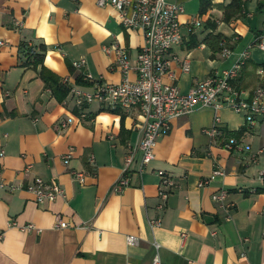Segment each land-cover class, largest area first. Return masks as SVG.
Here are the masks:
<instances>
[{
	"label": "crops",
	"instance_id": "1",
	"mask_svg": "<svg viewBox=\"0 0 264 264\" xmlns=\"http://www.w3.org/2000/svg\"><path fill=\"white\" fill-rule=\"evenodd\" d=\"M167 1L182 5L181 40L165 56L173 78L163 76V82L185 92L208 73L230 67L246 49L231 85L245 98L255 87L264 90V74L256 73L264 69V49L255 46L264 28V0ZM191 19L200 25L189 33ZM13 20L20 21L18 29ZM209 32L221 35L219 47L227 55L202 42ZM142 40L140 30L123 28L115 10L95 0H0V180L24 187L39 177L56 182L65 195L36 204L23 188L0 187V264H152L155 254L165 264H264V180L258 176L264 170V116L249 124L221 106L215 111L218 132L209 137L202 129L214 111L196 107L169 122L141 171L131 165L127 187L110 191L126 146L136 142L139 112L106 110L92 101L79 116L68 88L90 90L84 72L91 80L117 83L114 54L102 47H124L132 63ZM20 42L44 46L41 64H20ZM79 58L85 64L74 69L70 62ZM183 58L186 72L179 68ZM40 65L60 83L67 78L60 101L37 74ZM128 76L134 78L133 71ZM60 117L70 122L58 129ZM228 137L237 140V149L223 147ZM215 167L223 174L198 187ZM158 169L176 183L162 210L156 209ZM70 170L81 171L82 181ZM219 188L227 191L224 207L210 199ZM54 215L67 226L56 227ZM152 218L159 224L149 227ZM9 220L38 231H19ZM127 234L136 236L135 245L126 244Z\"/></svg>",
	"mask_w": 264,
	"mask_h": 264
},
{
	"label": "built area",
	"instance_id": "2",
	"mask_svg": "<svg viewBox=\"0 0 264 264\" xmlns=\"http://www.w3.org/2000/svg\"><path fill=\"white\" fill-rule=\"evenodd\" d=\"M97 6L110 5L116 12L120 25L125 29H138L142 33V44L134 54L133 62H130L126 49L116 43L103 46L104 52L112 51L115 64L120 72V80L117 83H109L101 80H91L87 73L82 74V79L90 82L92 88L84 90L77 86H70L68 93L72 98L75 107L78 108L79 116H83V108L88 103L95 101L103 109L127 111L135 108L141 117L137 127V139L134 144H128L125 148L120 175L113 181L110 191L119 193L129 184L128 172L133 163H136L137 170L141 169L154 157V146L159 136L169 128V122L181 115L193 111L196 107H210L215 111L225 106L234 113L243 115L245 122L252 123L255 118L264 116V90L258 86L252 89L248 97H243V91L233 88L231 80L236 76L238 70L247 57L245 49L240 53L236 61L228 68L221 71H212L204 78L194 82L185 92H180L177 86L171 82H163V76L173 78L167 70V58L169 50L180 43L178 14L182 11V5L167 0H95ZM200 25L197 19H191L186 23L189 33L193 32ZM20 21L13 20L12 27L18 29ZM1 43V42H0ZM255 46L264 49V28L257 36ZM220 54L227 55L228 49L221 46ZM177 60V59H175ZM84 58L70 62L74 69L84 66ZM179 68L182 72L188 70L186 58L179 61ZM133 71L134 78L130 79L128 73ZM258 75L264 74L263 68H257ZM62 83H67V78L62 77ZM70 122L69 117L57 119L58 129L64 128ZM218 117L215 114L209 127L202 131L209 137L217 134ZM227 150L238 148L237 140L228 137L223 143ZM2 153V151H0ZM68 153L62 155V159L68 158ZM91 161V159H89ZM27 168V166H26ZM69 174L82 181L81 171L70 170ZM223 171L215 167L206 177L199 179L196 183L202 187L214 176L222 175ZM156 183V209L162 210L164 201L171 190L176 187L172 176L161 169L155 171ZM260 179L264 180V170L258 173ZM0 187L12 192L17 189H24L32 195L36 204L45 201H52L56 198H65L64 191L54 181L45 182L39 177H34L32 182L22 187L20 184L4 183L0 180ZM227 191L219 188L210 193L211 201L217 207L226 205ZM56 227L62 228L67 223L60 220L58 215L53 217ZM149 227L159 224L156 218L148 219ZM8 225L16 227L19 231H38L31 223L16 225L12 220ZM3 231L0 230V240ZM127 245H135L136 236L127 234L125 236ZM155 248L157 245L154 243ZM152 264L160 263L155 254L152 257Z\"/></svg>",
	"mask_w": 264,
	"mask_h": 264
},
{
	"label": "trees",
	"instance_id": "3",
	"mask_svg": "<svg viewBox=\"0 0 264 264\" xmlns=\"http://www.w3.org/2000/svg\"><path fill=\"white\" fill-rule=\"evenodd\" d=\"M213 25H209V28H212ZM221 41V35L218 33H207L202 42H204L212 51H216L219 47V43ZM44 46L39 44L35 46L34 44H29L26 42L19 43V55L24 58L21 60L20 57V64L21 65H31L35 66L37 64H41L42 55H43ZM37 74L43 80L45 87H48L50 93L56 98V100H61L65 95L67 88L58 81V78L53 76L46 68L40 65V68L37 71ZM80 81V77L76 79Z\"/></svg>",
	"mask_w": 264,
	"mask_h": 264
}]
</instances>
